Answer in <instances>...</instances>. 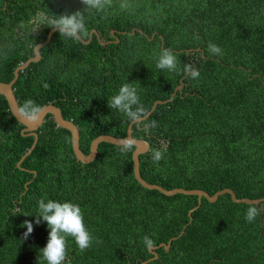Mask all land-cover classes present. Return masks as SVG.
<instances>
[{"label":"trees","instance_id":"16d2710c","mask_svg":"<svg viewBox=\"0 0 264 264\" xmlns=\"http://www.w3.org/2000/svg\"><path fill=\"white\" fill-rule=\"evenodd\" d=\"M122 2L97 11L85 10L81 0H0L2 83L33 56L60 15L84 12L82 41L95 30L87 44L53 32L38 49L39 61L18 72L12 85L17 107L29 99L57 107L76 127L86 154L98 135H125L131 119L108 107L124 83H133L146 113L154 101L168 100L181 80L180 92L131 126V136L149 145L138 157L141 179L165 190L212 195L226 188L237 199L263 198L264 0H127L125 10ZM95 35L111 42L101 45ZM210 42L221 55L209 52ZM163 48L177 54L175 72L156 67ZM187 64L199 78L184 72ZM21 129L0 96V264H46L40 251L50 229L42 219L35 223L41 198L83 211L94 240L81 251L69 237L70 264H140L152 257L145 237L153 246L171 239L168 250L155 249L156 259L146 264H264V211L248 223L252 205L223 194L213 203L201 198L189 221L196 197L141 187L132 175L133 148L100 143L93 161L81 164L69 133L50 115L16 167L33 139ZM156 150L163 153L158 163ZM257 207L264 209V201ZM25 220L33 223L26 240Z\"/></svg>","mask_w":264,"mask_h":264},{"label":"clouds","instance_id":"9594fccd","mask_svg":"<svg viewBox=\"0 0 264 264\" xmlns=\"http://www.w3.org/2000/svg\"><path fill=\"white\" fill-rule=\"evenodd\" d=\"M86 9H95L103 11L106 7H110L112 0H81ZM122 10L130 7L127 0H123L120 4ZM54 29H58L60 36L79 40L81 35H87L85 26L84 12L76 11L71 14L60 15L59 19L53 21ZM208 50L213 55H221L222 49L214 44H208ZM178 60L177 54L171 48H163L159 54L156 67L161 70L175 72L177 69ZM184 72L192 79L199 78V70L193 65L187 64L184 67ZM47 87V85H44ZM134 106H136L134 108ZM108 107L116 109L126 114L131 120L136 121L145 116V110L140 105L137 89L133 83H124L118 92L108 100ZM42 108L36 105L31 99L26 100L23 105L18 106L16 114L18 118H23L27 121H35L38 119ZM155 126V122L152 123ZM133 148V140L125 139L120 145L121 151H129ZM163 157L160 150H156L152 159L154 163H158ZM264 209L258 208L255 204L247 209L245 220L248 223L254 222L255 218ZM36 224L41 222V219L47 222L50 229L49 238L46 246L40 251L46 264H70L68 259V238L71 237L81 251L91 247L94 237L84 223V214L78 204L72 202H58L41 198L38 201V216H36ZM27 231L23 233L26 240L33 232V223L25 220L24 225ZM98 242V241H97ZM144 243L147 247L153 246V241L148 237L144 238Z\"/></svg>","mask_w":264,"mask_h":264},{"label":"water","instance_id":"95a60500","mask_svg":"<svg viewBox=\"0 0 264 264\" xmlns=\"http://www.w3.org/2000/svg\"><path fill=\"white\" fill-rule=\"evenodd\" d=\"M55 31H58V29H54V28L50 29L47 32L44 41L39 43V44H36L34 46L33 56L28 58L22 64H19L14 69L13 77L8 83L0 82V96H2L4 98L11 116L14 118V120L19 125L22 126L20 133L23 136H28V137L33 138L30 147L17 161L16 167H19V164L23 161V159L26 156H28L30 154V152L33 150L34 145H35L36 140H37L36 130L43 123L45 116L50 115L52 117V120H53V123L55 124V126L61 128V129H64L69 133L71 152H72L76 162H79L81 164H89L93 161V159L95 158L96 153H97V146L100 143H106V144H110L113 146H120L125 139H129V138L132 139L133 140V151L131 152V161H132V175H133L134 180L144 189L155 190L164 196H173L175 194H180V195H184V196H195L197 204L194 208L190 209L187 212V216L189 217V221H190V213L198 207L201 198H204L209 203H213L216 201V199L219 196H221L223 194H228L229 199L232 203H236V204L243 203L246 205L255 204L256 206H258V204L260 202L264 201V197L260 198V199H247V198L237 199L235 197L234 193L230 189H226V188L222 189V190H218L212 195H208L204 191L198 190V189L186 190V189H182V188H174V189H170V190H165L158 185L148 184L143 179H141V177L139 176V171H138V164H139L138 157L142 154H145L148 151L149 145L145 140L135 139L131 136V126L135 123H138L142 120H145L147 118V116L153 111V109L156 105L170 101L173 98L176 91L180 92L181 87H182L181 80L179 81V85L174 88V90H173L172 94L170 95V97L168 98V100L154 101L151 105L150 110L148 112H146L145 116L141 117L140 119H138L136 121L131 120L126 127L125 135L123 137L117 138V137H113V136L105 135V134L98 135L90 141L88 151L86 154H83L79 149V146H78V138L79 137H78V131H77L76 127L69 120H64L62 118L60 110L57 107H55L51 104H46V105L42 106L41 107L42 111L39 114L38 119L35 121H27V120H24L23 118H18V116L16 114L17 104H16V101H15V98L13 95L12 85L14 84V82L17 79L18 72L22 71L30 63H36L39 61L40 56L38 53V49L45 46L49 42V39H50L52 33ZM133 33H134V30L132 29L130 34H133ZM139 33H141V32L139 31ZM92 34H95V30H91L88 33L87 40L82 41L79 39V41L82 44H87L90 41ZM109 34L111 36H113V31H110ZM95 37H96L97 42L101 45L111 42V41L101 42L97 35H95ZM114 42H116V41H114ZM33 175H34V173H33ZM182 232L183 231L180 232V235L182 234ZM170 242H171V239L168 240L167 243H165V244L160 243L158 246H152L150 248L147 247V251L152 254V257L148 258L145 261H142L140 264H146V263L150 262L151 260L156 259V254L154 253V250L161 247L166 251L169 248Z\"/></svg>","mask_w":264,"mask_h":264},{"label":"rangeland","instance_id":"374dc122","mask_svg":"<svg viewBox=\"0 0 264 264\" xmlns=\"http://www.w3.org/2000/svg\"><path fill=\"white\" fill-rule=\"evenodd\" d=\"M102 22H104L103 23L104 25H107L108 24V21L107 20H102Z\"/></svg>","mask_w":264,"mask_h":264},{"label":"flooded vegetation","instance_id":"af4514ba","mask_svg":"<svg viewBox=\"0 0 264 264\" xmlns=\"http://www.w3.org/2000/svg\"><path fill=\"white\" fill-rule=\"evenodd\" d=\"M155 253V252H154ZM152 255V254H151Z\"/></svg>","mask_w":264,"mask_h":264}]
</instances>
